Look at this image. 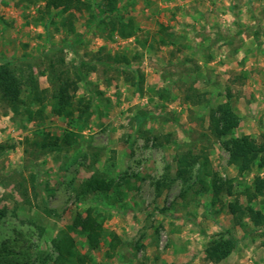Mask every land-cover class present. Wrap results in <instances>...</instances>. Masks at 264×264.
<instances>
[{
  "label": "rangeland",
  "instance_id": "rangeland-1",
  "mask_svg": "<svg viewBox=\"0 0 264 264\" xmlns=\"http://www.w3.org/2000/svg\"><path fill=\"white\" fill-rule=\"evenodd\" d=\"M86 1L66 26L46 0H0V61L31 65L44 95L25 89L16 113L0 98V264H54L52 239L88 206L104 217L91 264H264V227L231 209L264 211V168L230 163L211 130L230 93L233 135L264 143V0H116L114 13ZM66 82L73 112L59 116ZM189 150L208 156L206 175L200 162L181 171ZM92 176L110 190L80 196ZM219 233L239 242L213 263Z\"/></svg>",
  "mask_w": 264,
  "mask_h": 264
},
{
  "label": "trees",
  "instance_id": "trees-1",
  "mask_svg": "<svg viewBox=\"0 0 264 264\" xmlns=\"http://www.w3.org/2000/svg\"><path fill=\"white\" fill-rule=\"evenodd\" d=\"M47 6L56 8L63 13H68L67 20L63 23L71 26V18L74 17V9L82 10V8L90 9L91 3L86 0H46ZM108 10L106 13H114L116 9V0H107ZM111 30H116L121 37L132 35L131 28L124 25L121 20L112 18L110 22ZM163 30L166 27L162 26ZM78 42V40H75ZM74 41V42H75ZM73 42L70 46L72 47ZM63 46H52L51 51L61 50ZM12 59L0 61V98L11 105L13 112H18L19 104L23 103V93L25 89H29V97L33 102L43 104V90L39 88L38 80L34 75L31 65L22 66L15 64ZM219 106V115L211 117V130L214 135L222 140L223 145L229 152V162L237 165L242 171H250L254 167L264 168V143H259L250 135L235 136L233 131L239 126L241 117L236 112L230 97ZM54 111L57 115L71 116L73 112V102L69 92V83L60 85L57 91ZM39 112H42L40 110ZM71 137H67L69 141ZM58 144V138L44 139L42 145L49 143ZM201 163V172L203 176L208 173L210 165L209 158L205 154H194L192 151L184 152L178 158V164L181 171L186 172L194 164ZM200 181L204 184V177L200 176ZM256 182L264 185V179L257 176ZM111 188L110 183L102 177L92 176L85 180L79 190V195L85 197L90 193L107 192ZM233 213L238 217H252L257 219L261 226L264 227V211L255 209L251 206L241 207L239 205H231ZM6 208L0 209V221L6 215ZM104 217L97 212L93 206H88L84 212H79L73 218L71 224L62 229L53 239L52 246L56 252L53 261L54 264H91L93 256L90 251L97 248L102 237ZM78 233L85 239L88 246L87 252H82L78 246L77 240L72 234ZM248 235V232L244 236ZM239 240L230 233H219L210 246L207 248V258L213 263H219L236 247ZM120 243V238L116 234H112L110 247L115 249Z\"/></svg>",
  "mask_w": 264,
  "mask_h": 264
}]
</instances>
